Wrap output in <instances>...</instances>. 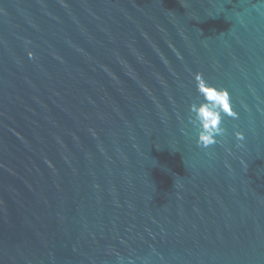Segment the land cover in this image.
<instances>
[{"label":"water","instance_id":"water-1","mask_svg":"<svg viewBox=\"0 0 264 264\" xmlns=\"http://www.w3.org/2000/svg\"><path fill=\"white\" fill-rule=\"evenodd\" d=\"M0 264H264V0H0Z\"/></svg>","mask_w":264,"mask_h":264},{"label":"clouds","instance_id":"clouds-1","mask_svg":"<svg viewBox=\"0 0 264 264\" xmlns=\"http://www.w3.org/2000/svg\"><path fill=\"white\" fill-rule=\"evenodd\" d=\"M224 100H225L224 107H228V104H227V100H228L227 94L224 95Z\"/></svg>","mask_w":264,"mask_h":264}]
</instances>
